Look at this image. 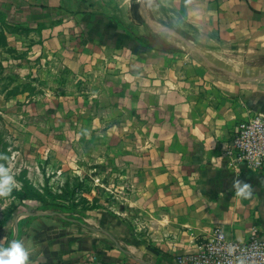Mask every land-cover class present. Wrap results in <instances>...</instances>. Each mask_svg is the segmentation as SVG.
<instances>
[{"label":"crops","instance_id":"1","mask_svg":"<svg viewBox=\"0 0 264 264\" xmlns=\"http://www.w3.org/2000/svg\"><path fill=\"white\" fill-rule=\"evenodd\" d=\"M0 11L41 24L56 60L89 80L105 144L94 161L121 181L118 204L70 222L20 216L29 264H179L215 227L264 239V171L225 154L236 123L264 115V0H0ZM237 180L250 196L236 195Z\"/></svg>","mask_w":264,"mask_h":264},{"label":"rangeland","instance_id":"2","mask_svg":"<svg viewBox=\"0 0 264 264\" xmlns=\"http://www.w3.org/2000/svg\"><path fill=\"white\" fill-rule=\"evenodd\" d=\"M4 17L0 20V166L14 174L17 189L34 196L24 201L13 194L0 196V221L11 209L15 210L9 222L26 211L77 217L51 208L54 202L74 203L75 213L98 201L118 204L120 177L106 173L104 161H94L105 144L95 140L104 136V129L91 127L94 118L103 119V113L89 110L99 103V98L89 95V80L74 76L70 66L56 60L60 52L47 46L43 27L10 23ZM91 152L97 155L89 157ZM93 165L96 169L90 172ZM119 166L117 162L114 168Z\"/></svg>","mask_w":264,"mask_h":264},{"label":"built area","instance_id":"3","mask_svg":"<svg viewBox=\"0 0 264 264\" xmlns=\"http://www.w3.org/2000/svg\"><path fill=\"white\" fill-rule=\"evenodd\" d=\"M225 154L237 166L264 171V115L254 113L234 126ZM179 264H264V239L238 241L215 227L194 252L176 258Z\"/></svg>","mask_w":264,"mask_h":264},{"label":"clouds","instance_id":"4","mask_svg":"<svg viewBox=\"0 0 264 264\" xmlns=\"http://www.w3.org/2000/svg\"><path fill=\"white\" fill-rule=\"evenodd\" d=\"M15 186L14 174L0 166V196L8 197ZM236 195L247 198L251 195V186L246 182L234 181ZM30 250L21 239H13L6 248L0 247V264H29Z\"/></svg>","mask_w":264,"mask_h":264},{"label":"trees","instance_id":"5","mask_svg":"<svg viewBox=\"0 0 264 264\" xmlns=\"http://www.w3.org/2000/svg\"><path fill=\"white\" fill-rule=\"evenodd\" d=\"M0 20H2V21L5 20L4 14L2 12H0ZM40 27H43V26L40 24ZM30 193H32L31 188H30ZM11 194L15 195L19 200H23V201L26 199H29V198H33V196H34V195H30L27 192H24V190L17 189L15 186L13 187ZM58 197L62 198L61 196H58ZM74 205H75L74 203L73 204L70 203L69 205L66 206L64 204H60V203H56V202L49 204V206L51 208L52 207L53 208H59L62 212H70L71 214L75 213V209H74L75 206ZM14 210L15 209L8 210V212L5 214L4 218L0 221V228H2L11 219L12 213ZM57 219L64 221V222H70L73 220L71 218H67V217H63V216L62 217L59 216ZM18 231H19V225H18Z\"/></svg>","mask_w":264,"mask_h":264},{"label":"water","instance_id":"6","mask_svg":"<svg viewBox=\"0 0 264 264\" xmlns=\"http://www.w3.org/2000/svg\"><path fill=\"white\" fill-rule=\"evenodd\" d=\"M33 214H39V215H54V214H56V215L62 217L61 213H55V212H45V211H40V212H36V213H34V212H23V213L19 214L18 216H16V218L14 220V232H13L12 240L17 239V237H18V219L20 218V216H30Z\"/></svg>","mask_w":264,"mask_h":264}]
</instances>
